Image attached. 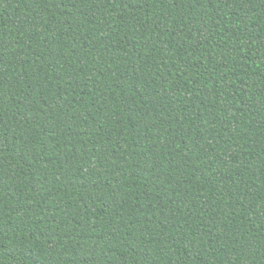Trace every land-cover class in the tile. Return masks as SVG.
<instances>
[{
    "label": "trees",
    "instance_id": "16d2710c",
    "mask_svg": "<svg viewBox=\"0 0 264 264\" xmlns=\"http://www.w3.org/2000/svg\"><path fill=\"white\" fill-rule=\"evenodd\" d=\"M0 264H264V0H0Z\"/></svg>",
    "mask_w": 264,
    "mask_h": 264
}]
</instances>
